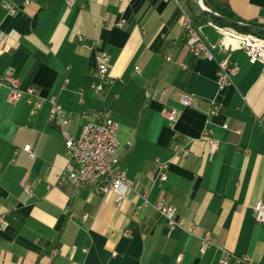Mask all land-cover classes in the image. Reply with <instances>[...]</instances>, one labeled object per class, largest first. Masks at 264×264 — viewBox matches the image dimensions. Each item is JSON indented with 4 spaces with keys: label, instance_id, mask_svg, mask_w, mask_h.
<instances>
[{
    "label": "crops",
    "instance_id": "crops-1",
    "mask_svg": "<svg viewBox=\"0 0 264 264\" xmlns=\"http://www.w3.org/2000/svg\"><path fill=\"white\" fill-rule=\"evenodd\" d=\"M5 2L15 4L17 14H8ZM24 3L0 0V79L12 75L24 92L37 88L42 106L33 112L26 96L11 102V88L0 87V214L13 215L0 230V264H245L235 261L245 255L264 264V224L254 213L264 201L262 65L241 50L214 51L213 60L191 55L186 0ZM230 5L243 20L264 24V0ZM208 22L201 24L203 36L215 44L222 36ZM98 51L110 60L104 97L94 90ZM225 59L236 73L219 90ZM182 94L194 97L197 107L183 106ZM51 96L70 120L72 136L93 111L107 109L119 124L120 165L134 182L121 202L113 193L60 183L69 156L60 130L48 122ZM213 108L218 111L210 114ZM170 109L179 112L172 124L162 114ZM206 129L218 142L214 153L203 138ZM175 138L189 148L187 158L173 152ZM157 159L169 163L166 182L147 178ZM146 190L151 203L165 198L175 204L185 226L171 228L152 205L137 214ZM207 233L213 243L201 253Z\"/></svg>",
    "mask_w": 264,
    "mask_h": 264
},
{
    "label": "built area",
    "instance_id": "built-area-1",
    "mask_svg": "<svg viewBox=\"0 0 264 264\" xmlns=\"http://www.w3.org/2000/svg\"><path fill=\"white\" fill-rule=\"evenodd\" d=\"M32 0H25L24 5H29ZM165 3H175L179 5V0H163ZM69 7L74 6L77 0H66ZM4 7L10 15L17 14L19 8L10 2H5ZM204 7V5H203ZM183 24L186 31V45L189 52L194 57H204L208 60L214 59V51L224 54L241 50L244 51L252 64L260 63L263 67L262 76L264 77V38L254 34H247L239 32L235 29L222 27L212 21L208 25L221 34L220 40L215 44H207L205 42L202 26H196L193 19L183 14ZM124 22H119L118 26L123 27ZM83 48H88V44L83 37L78 38ZM97 45V42L95 43ZM109 56L104 51H98L97 64L95 68L96 84L94 90L100 97H104L109 87V73L110 63ZM186 68V66H184ZM136 73H140V68H135ZM236 73V68L228 59L223 60L219 64L217 73V86L219 90H223L230 86L232 76ZM8 86L11 88L12 95L11 102L21 100L26 96L27 103L32 106L33 112H37L42 102L38 98V90L35 87H30L26 92L21 90L18 86L17 80L12 75L4 76L0 79V87ZM81 101L82 98V92ZM50 112L48 122L50 125L58 128L64 138L67 148L69 161L65 168V172L60 177L62 185H71L76 189L90 188L96 194L105 196L113 193L117 200L121 202L126 194L133 188L134 182L128 177L127 172L121 167V144L118 139L119 124L112 118L111 112L107 109L90 112L87 116V122L83 125L78 136H72L66 130V126L70 120L65 116V111L59 103L58 98L51 96L49 98ZM180 103L189 108H196V99L188 94H182ZM218 109L213 108L210 114H214ZM163 117L170 124L174 123L179 116L176 109L164 110ZM227 127V126H225ZM209 144L210 151L216 152L218 149V142L213 137L210 129H206L204 136ZM178 138H175L173 144V152L180 155L182 158H187L190 150L187 146L182 147L178 143ZM23 151L27 152L30 158L35 157V153L31 145H25ZM157 170L149 172L147 178L155 183L166 182L168 180L169 163L156 160ZM27 194L32 195L30 189ZM152 205L155 210L165 218L167 224L171 228L184 227L185 221L177 217V207L172 202L165 198H159L156 202L151 203L149 200V191H144L140 195V203L137 207L138 212L146 209ZM68 213L69 210H66ZM255 219L257 223L264 224V201H258L254 207ZM75 216L73 212L69 213ZM12 213L0 214V230L10 224ZM87 215L83 216L85 221ZM213 237L207 233L201 240L200 251L205 253L207 248L212 245ZM53 254L57 255L58 250H53ZM182 256L178 257L180 262ZM236 263L255 264L251 261L248 255L237 257ZM218 264H228L226 259H222Z\"/></svg>",
    "mask_w": 264,
    "mask_h": 264
},
{
    "label": "trees",
    "instance_id": "trees-1",
    "mask_svg": "<svg viewBox=\"0 0 264 264\" xmlns=\"http://www.w3.org/2000/svg\"><path fill=\"white\" fill-rule=\"evenodd\" d=\"M186 4L188 7V10L190 11L189 13L191 15V18L193 19L194 24L196 26L201 25L207 21H212L215 24L222 26V27L232 28L242 33L254 34L261 38H264V32L251 31L246 28H241L237 25H233L225 21L214 19L208 16L199 7V5L197 4V0H186ZM203 5L206 9L210 10V12L224 19L264 28V24H260L257 21H246L240 18L231 8L230 0H203ZM185 42H186V38H185Z\"/></svg>",
    "mask_w": 264,
    "mask_h": 264
},
{
    "label": "water",
    "instance_id": "water-1",
    "mask_svg": "<svg viewBox=\"0 0 264 264\" xmlns=\"http://www.w3.org/2000/svg\"><path fill=\"white\" fill-rule=\"evenodd\" d=\"M197 4L199 5V7L202 9V11L207 14L208 16L214 18V19H218V20H222V21H225L227 23H230V24H233V25H237L241 28H246L248 30H251V31H260V32H264V28H260V27H256V26H253V25H247V24H244V23H240V22H234V21H230V20H227V19H224L218 15H215L213 14L212 12H210V10L206 9L205 7H203V0H197Z\"/></svg>",
    "mask_w": 264,
    "mask_h": 264
}]
</instances>
